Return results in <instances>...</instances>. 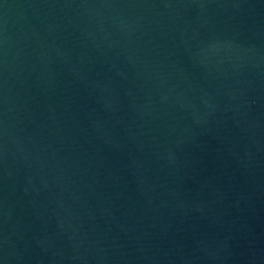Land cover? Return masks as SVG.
Here are the masks:
<instances>
[{
    "label": "water",
    "instance_id": "95a60500",
    "mask_svg": "<svg viewBox=\"0 0 264 264\" xmlns=\"http://www.w3.org/2000/svg\"><path fill=\"white\" fill-rule=\"evenodd\" d=\"M0 264H264V0H0Z\"/></svg>",
    "mask_w": 264,
    "mask_h": 264
}]
</instances>
